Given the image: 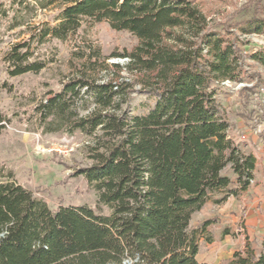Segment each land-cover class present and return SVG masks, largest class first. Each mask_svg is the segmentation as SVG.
<instances>
[{
    "label": "trees",
    "instance_id": "obj_1",
    "mask_svg": "<svg viewBox=\"0 0 264 264\" xmlns=\"http://www.w3.org/2000/svg\"><path fill=\"white\" fill-rule=\"evenodd\" d=\"M37 1L43 9L55 4V15L30 25L17 8L12 27L27 25L28 36L2 64L9 76L35 73L57 60L51 42L66 45L69 72L33 110L41 124L64 125L47 132L94 137V163L77 173L96 203L50 208L1 163L0 264H207L197 254L216 220L191 225L192 214L209 200L239 197L255 177L256 159L231 137L217 96L225 81L249 80L247 58L264 68V47L244 53L249 42L238 34L264 35V13L216 29L201 0ZM102 21L137 38L113 54L127 59L124 66L108 63L92 33ZM123 68L134 79L121 77ZM135 82L155 95L143 115L127 106ZM252 113L255 125L264 123L263 103ZM2 121L0 114V132ZM226 264H264V245L258 254L249 245L235 250Z\"/></svg>",
    "mask_w": 264,
    "mask_h": 264
},
{
    "label": "rangeland",
    "instance_id": "obj_2",
    "mask_svg": "<svg viewBox=\"0 0 264 264\" xmlns=\"http://www.w3.org/2000/svg\"><path fill=\"white\" fill-rule=\"evenodd\" d=\"M201 6L208 13L210 24L216 29L222 24L245 20L254 13H264V0H201ZM17 8L21 9L30 25L51 20L57 11L55 4L40 8L37 0H0V114L3 116L0 164L4 163L17 182L32 191L33 195L45 200L50 208H55L61 201L64 204H86L93 207L96 203L95 193L77 171L94 163L89 151L94 137L80 131L69 134L62 128L47 132L43 127L64 125L41 124L38 114L33 110L40 100L47 97L49 91L55 92L60 88V82L69 72L65 62L66 45L51 42L59 50L57 60L35 73L9 76L2 64V57L8 48L28 36L27 25L12 27L10 18ZM92 33L98 38L102 53L109 57L108 63L119 62L123 66L127 63L126 58L113 54L130 50L137 43L134 35L114 30L107 21L97 23ZM238 34L249 42V45L242 47L244 53L251 48L264 47V35ZM245 61V73L248 75L244 74V77L249 76V80L238 83L228 81L217 98L231 124V137L261 162L264 161V123L255 125L252 111L259 103L264 104V68L250 58ZM120 75L126 80L135 77V73L126 68L120 71ZM140 87L139 82L134 83L131 100L127 105L135 115L146 114L155 103V95ZM87 105L90 108L93 103ZM87 108L78 103L80 113H85ZM223 174L229 176L231 187H234L235 176L231 169L226 167ZM260 197L264 203V188L257 192L251 191L245 201L250 202L256 198L259 205ZM245 201H234L230 197V200L216 204L209 200L192 214L191 225H197L207 218L213 217L216 220L208 228L212 241H200L197 254L199 262L226 264L233 251L240 246V240L247 239L242 208ZM108 212L104 208V213ZM224 228H228L229 234H222Z\"/></svg>",
    "mask_w": 264,
    "mask_h": 264
},
{
    "label": "crops",
    "instance_id": "obj_3",
    "mask_svg": "<svg viewBox=\"0 0 264 264\" xmlns=\"http://www.w3.org/2000/svg\"><path fill=\"white\" fill-rule=\"evenodd\" d=\"M262 181H264V161L260 162L256 160L255 177H254L253 183L250 184L247 190L242 192L243 196H239L237 198H234L233 196H229L227 197V199L230 200V197H233L234 201L239 200V199H241L242 201H245L246 196L251 191L257 192L264 188V183H262ZM258 200L261 201L262 198L260 197V199ZM239 207H238V210L240 211ZM242 208H243V213H244L243 224H244L245 231L247 233V239L240 240V246L238 247V249H242L246 245H249L258 254L262 251L263 245H264V203L261 201L258 205L257 199L255 198L250 202L245 201ZM238 249H235V250H238Z\"/></svg>",
    "mask_w": 264,
    "mask_h": 264
},
{
    "label": "built area",
    "instance_id": "obj_4",
    "mask_svg": "<svg viewBox=\"0 0 264 264\" xmlns=\"http://www.w3.org/2000/svg\"><path fill=\"white\" fill-rule=\"evenodd\" d=\"M228 81H225L224 83H227Z\"/></svg>",
    "mask_w": 264,
    "mask_h": 264
}]
</instances>
